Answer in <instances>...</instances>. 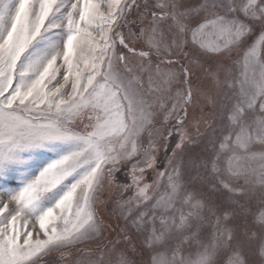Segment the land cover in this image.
<instances>
[{"label": "snow or ice", "instance_id": "6c2138e0", "mask_svg": "<svg viewBox=\"0 0 264 264\" xmlns=\"http://www.w3.org/2000/svg\"><path fill=\"white\" fill-rule=\"evenodd\" d=\"M61 261L264 264V0H0V264Z\"/></svg>", "mask_w": 264, "mask_h": 264}, {"label": "rangeland", "instance_id": "374dc122", "mask_svg": "<svg viewBox=\"0 0 264 264\" xmlns=\"http://www.w3.org/2000/svg\"><path fill=\"white\" fill-rule=\"evenodd\" d=\"M135 15V13H134ZM126 34H127V30ZM191 111V110H190ZM194 132L195 130L192 129ZM170 142V141H169ZM155 144L158 149L154 155L158 156L161 161H163V156L165 152V142L161 136H157L155 138ZM145 146H146V138H145ZM174 146V145H173ZM169 155H171V149H168ZM166 163V161H164ZM132 163V161H123L121 165H118V170L114 172L112 182L111 183H105L104 188L101 189L100 196H101V202L96 206V212L98 218H102L105 221V224H108L111 222L113 227L119 222L120 224L123 223V221H118V213L115 215H112L113 210L115 209V205L111 203V198L116 197L118 193L121 190V185L125 182L126 173L128 171L126 165ZM154 172L152 170H149L147 180L150 183L152 180V177L154 176ZM125 198H127V194H125ZM107 209V211H105ZM83 247V246H82ZM57 253H53L48 257H45L46 260H52L58 258ZM60 264H66L65 261H61Z\"/></svg>", "mask_w": 264, "mask_h": 264}]
</instances>
